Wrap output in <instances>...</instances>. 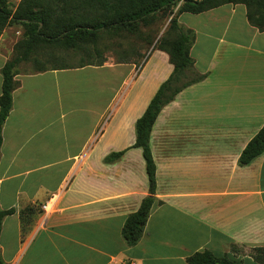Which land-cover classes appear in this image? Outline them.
<instances>
[{
    "label": "crops",
    "instance_id": "crops-1",
    "mask_svg": "<svg viewBox=\"0 0 264 264\" xmlns=\"http://www.w3.org/2000/svg\"><path fill=\"white\" fill-rule=\"evenodd\" d=\"M164 22L150 44L106 29L75 47L43 46L51 60L14 75L0 128V209H13L0 223L1 264H188L202 250L260 264L249 251L264 247V151L242 166L237 157L264 122V31L242 4L178 14L193 32L192 70L204 77L158 112L148 137L155 201L134 244L120 234L147 194L141 151L130 145L172 68L152 48ZM12 40L2 30L0 67Z\"/></svg>",
    "mask_w": 264,
    "mask_h": 264
},
{
    "label": "trees",
    "instance_id": "trees-1",
    "mask_svg": "<svg viewBox=\"0 0 264 264\" xmlns=\"http://www.w3.org/2000/svg\"><path fill=\"white\" fill-rule=\"evenodd\" d=\"M223 4H242L247 23L258 31H264V0H17L13 6L10 0H0V33L10 23H17L22 28L21 38L13 44L10 57L0 67V128L10 109L11 91L17 85L13 79L17 65L29 60L36 70L42 69L41 61L35 59L34 55L43 46L75 47L93 41L96 31L106 29H125L134 35L140 32V27L168 18L152 48L165 52L172 68L159 83L133 126L134 140L130 147H138L141 151L147 194L141 198L137 208L125 216L121 225L120 234L128 245L140 238L148 211L155 201V165L148 145L151 126L160 109L182 88L204 77V74L192 70L188 49L193 32L179 25L177 16L182 12L200 13ZM85 8L91 11L86 12ZM96 11L105 14L104 20L94 17L93 12ZM147 44L150 42L147 41ZM101 61L98 59L96 63L100 64ZM188 73L190 77H187ZM263 151L264 122L241 149L237 164L245 165ZM123 152L124 149L110 152L102 160L113 162ZM12 212V208L0 209V223L5 215ZM252 251V258L264 264V247H254ZM186 261L188 264H236L226 256L215 257L208 250L193 252Z\"/></svg>",
    "mask_w": 264,
    "mask_h": 264
},
{
    "label": "rangeland",
    "instance_id": "rangeland-1",
    "mask_svg": "<svg viewBox=\"0 0 264 264\" xmlns=\"http://www.w3.org/2000/svg\"><path fill=\"white\" fill-rule=\"evenodd\" d=\"M17 2V0H10V5H14L15 3ZM68 10V9H67ZM78 10H80V9H78ZM86 12H89V11H91L90 9H87V8H85L84 9ZM93 14H95L94 15V17H98V19H102V20H104V16H105V14L103 13V12H101V11H96V12H93ZM164 20H165V17L164 18H162V19H160V20H158L156 23H152L151 25H149V26H147V27H140L139 28V33L138 34H135L134 33V35L133 34H129V33H127L126 34V36L128 37V39L130 38V39H133L134 41H136V40H143L144 42H145V44L147 43V41L148 42H152L153 41V39L156 37V35H157V30H156V26H157V24H162L163 22H164ZM165 23V26H166V24H167V21L166 22H164ZM156 24V25H155ZM165 26L163 27V30H164V28H165ZM6 28V30H8L9 32H10V34L14 37V40H12V44H11V49H12V46H13V44L16 42V41H18L20 38H21V36H22V28H21V26L19 25V24H17V23H10V24H8L6 27H4V29ZM3 29V30H4ZM162 30V31H163ZM127 32V31H126ZM162 33V32H161ZM158 36H160V35H158ZM126 37V38H127ZM47 46H50V45H47ZM52 46L54 47V48H57L58 46L57 45H54V44H52ZM11 53H12V51H11ZM46 54H47V52H46ZM34 58L35 59H37V60H39V61H41V63L43 64L45 61H47V59H48V57H46L45 56V52L43 51V49L42 50H37L36 52H35V55H34ZM35 67H34V65L32 64V62L31 61H26V62H20L18 65H17V69H16V71H27V70H33ZM191 76V74L190 73H188L187 74V77H190ZM249 252H253L252 250L251 251H249Z\"/></svg>",
    "mask_w": 264,
    "mask_h": 264
},
{
    "label": "built area",
    "instance_id": "built-area-1",
    "mask_svg": "<svg viewBox=\"0 0 264 264\" xmlns=\"http://www.w3.org/2000/svg\"><path fill=\"white\" fill-rule=\"evenodd\" d=\"M41 208H43V209H45V208L48 209V208H49V205H45V204H44V205H41Z\"/></svg>",
    "mask_w": 264,
    "mask_h": 264
}]
</instances>
